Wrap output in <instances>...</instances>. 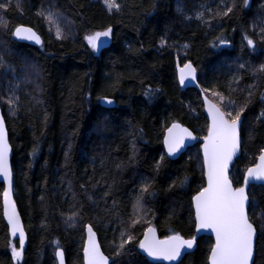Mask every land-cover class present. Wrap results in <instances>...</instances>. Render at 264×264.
Instances as JSON below:
<instances>
[{"label": "trees", "instance_id": "16d2710c", "mask_svg": "<svg viewBox=\"0 0 264 264\" xmlns=\"http://www.w3.org/2000/svg\"><path fill=\"white\" fill-rule=\"evenodd\" d=\"M117 2L121 10L112 13L104 0H22L23 14L0 10L7 22V28L0 27V56L15 69L13 74L0 68V97H7L20 78V111L13 117L6 104L1 106L13 149L15 201L27 234V247L17 261L11 245L19 244L4 220L0 183V264H58V248L64 251L66 264H85L86 223L93 225L103 251L117 264H162L149 261L138 247L130 255H113V242L127 226L145 181L151 183L149 193L155 194H144L140 223L131 229L133 245L151 226L161 238L197 236L192 201L206 183L201 142L177 160L168 159L164 150L165 132L174 122L189 127L201 141L208 132L202 91L182 90L179 85L177 68L188 61L197 67L201 89L220 92L237 105L245 102L249 87L255 85L242 116V154L230 173L235 187L241 186L247 168L257 163L264 149L260 118L264 73L256 72L264 64L260 36L264 0H249L247 7L242 0ZM232 3L233 12L212 19L211 27L195 18L198 12L210 18L207 9L222 12L224 4ZM49 7L66 17L68 38L56 39L54 30L49 31L50 25L37 15ZM19 25L34 28L43 46L21 43L8 34ZM108 26L113 29L110 42L93 52L85 37ZM246 36L256 42L254 50L246 46ZM162 39L167 41L164 47ZM241 63L245 68L239 67ZM25 75L31 83L23 82ZM148 87L159 89L151 99L144 95ZM205 94L209 97L212 92ZM102 96L115 100V108H104L98 99ZM133 142L136 154L130 162ZM121 161L124 167L117 169ZM97 182L93 191L91 184ZM81 184L95 203L87 199ZM109 185L111 194L101 199ZM249 193L255 205L249 214L258 231L255 264H264V185L251 186ZM74 194L83 201L84 218L69 228L64 218ZM213 246L212 238L198 236L196 250L183 264H209Z\"/></svg>", "mask_w": 264, "mask_h": 264}, {"label": "snow or ice", "instance_id": "6c2138e0", "mask_svg": "<svg viewBox=\"0 0 264 264\" xmlns=\"http://www.w3.org/2000/svg\"><path fill=\"white\" fill-rule=\"evenodd\" d=\"M245 7L248 6L249 0H242ZM22 0H4L0 3V10L8 12L14 9L23 14L21 6ZM104 4L109 13L113 11L119 12L121 4L117 0H104ZM235 3L224 4V10L213 12L207 9L210 13V18H205L204 12H198L196 19L211 27L212 19L217 17L228 16L233 12ZM31 6L29 5V8ZM178 11H182L178 9ZM37 15L42 16L45 21L50 25L49 31L54 30L55 38L64 40L71 34V30L65 31L63 26L66 17L49 7L47 10L42 9ZM191 19L192 17H186ZM67 23H71L68 21ZM264 23V19L261 20ZM0 27L7 28V22L3 17H0ZM255 25H253V29ZM22 40H34L36 44H42L40 37L31 27L23 25L14 26V29L8 33ZM113 35L111 26L106 27L103 31H96L91 35L85 37L88 45L93 51H98L103 42L110 39ZM261 39L264 40V27L260 29ZM246 46L255 49L256 42L249 37H245ZM221 43L227 41L221 40ZM167 45V41L161 40V47ZM215 46V45H213ZM185 48L188 45H184ZM7 68V71L15 74V69L7 65L3 56H0V68ZM241 69L245 68V64L239 65ZM35 66L33 65V69ZM256 72L264 73V64H261ZM37 77L38 72L34 73ZM256 73L254 72L253 75ZM17 83L11 86V91L7 97H0V103L6 104L8 107L9 115L15 117L20 111L21 98L17 94L20 89V78L16 77ZM179 84L186 86L187 84H194L199 87L197 76V67L188 61L179 67ZM24 83H31L28 76L23 78ZM238 82V81H237ZM36 90L40 91V85L36 84ZM255 85L249 87L245 102L237 105L236 101L230 97H225L222 93L203 88L201 91L216 97L217 102L213 103L205 96L207 104V111L211 118V123L208 127L207 135L203 137V162L206 168L207 184L193 197L195 208V220L197 222V231L205 230L215 234V243L209 253V264H255L254 250L257 238V228L253 223L252 217L249 214L250 207H254V202L250 201L249 184L250 182L264 183V149L260 150L259 163L252 167L247 168L243 177L241 186L235 187L233 181L229 178L228 170L234 158L241 152L242 139L241 129L245 121L241 119L247 108V101L253 95ZM159 89L146 88L144 95L151 99L155 96ZM235 91V89H230ZM36 103L41 101L37 96L31 97ZM103 103L109 105L114 101L107 97H98ZM264 100V96H262ZM260 118L264 119V112H261ZM142 131V130H140ZM196 137L187 129L183 128L179 123H172L171 127L167 129V136L164 139V144L167 146V154L175 156L181 148L184 147L185 140H195ZM71 147V146H69ZM35 151V150H34ZM11 153V146L8 141V131L6 127L5 118L0 115V177L7 181V189L3 193L4 216L7 217L8 225L11 226L12 237H19L17 247L12 245L13 257L19 261L22 259L24 252V244L26 240V233L24 225L21 221L20 214L17 211L15 201L12 199V167L9 162ZM132 157L129 161L134 160L136 149L133 142ZM164 157H160L163 162ZM67 163L68 156L65 155ZM104 161H101L103 166ZM124 167V162H118L116 168ZM157 168L160 164L156 165ZM103 180V177H101ZM186 182V180H185ZM184 183V182H182ZM97 184H91L93 191L97 188ZM174 186V185H173ZM84 194L89 201H93V195L88 192L84 184L80 185ZM151 183L145 181L140 186V195L135 198L133 204V214L126 222L127 226L122 227L120 230L118 242L114 240V256L130 255L136 247L142 249L148 256L157 259H163L176 264H183L182 254H186L187 250L193 249L196 245V237L184 238L179 234L169 236L165 240H160L156 237L155 228L149 227L143 234V239L139 240L136 245H133L135 239L131 229L140 223V213L144 209V194L149 193ZM68 190H72V185L69 183ZM112 186L109 185L101 194V199L108 197L111 194ZM154 195L155 193H149ZM43 199V197H41ZM95 203V201H93ZM106 202V200H105ZM113 201V206H115ZM84 218V204L83 201L77 200L76 195H73V204L69 209L68 214L65 215L64 222L67 227H76ZM87 231V241L83 248L85 264H110V257L106 256L100 248V244L96 238V232L91 223L83 225ZM264 231V230H262ZM59 246V241L55 242ZM133 245V247H128ZM59 258V264H65L64 252L62 249L56 251ZM111 264H117L113 259Z\"/></svg>", "mask_w": 264, "mask_h": 264}, {"label": "water", "instance_id": "95a60500", "mask_svg": "<svg viewBox=\"0 0 264 264\" xmlns=\"http://www.w3.org/2000/svg\"><path fill=\"white\" fill-rule=\"evenodd\" d=\"M23 26H25V25H23ZM25 27H29V26H25ZM31 28H32V27H31ZM32 29H33V31H35V32L37 33V35L40 37V39H41V41H42V44H36L34 40H22V39H19V38L15 37V36H14V38H15L17 41L21 42V43H25V44L32 45V46H35V47H42V46H43V43H44L42 36H41V35H40V34H39L34 28H32ZM104 46H105V41L103 42L102 46L100 47V50L103 49ZM182 66H183V64L178 66V68H177V76H179V67H182ZM197 76H198V81H199L198 71H197ZM178 81H179V80H178ZM179 85H180V84H179ZM180 87H181L182 90H187V89H197V90H201V84H200V81H199V87L195 86L194 84H187L186 86H181V85H180ZM205 96H207V95L205 94V92L202 91V100H203V104H204L205 115H206V117H207V119H208V121H209V125H210V123H211V118H210V116H209V114H208V111H207V104H206V102H205ZM207 98H208L209 100H211L208 96H207ZM108 99H110V98H108ZM111 100H113V99H111ZM113 101H114V103L111 104V105H109V104H107V103H103V102H101V105H102L104 108H106V109H113V108H115V106H116V102H115V100H113ZM212 101H213V100H212ZM213 103H215V102L213 101ZM0 115H3V111H2L1 103H0ZM3 116H4V115H3ZM4 118H5V117H4ZM241 119L243 120L242 117H241ZM5 122H6V121H5ZM176 123H179V122H176ZM179 124H180L183 128H187V129L193 134V136L196 137V139H195V140H185L184 147L181 148L180 151H179L175 156H169V155L167 154V146L164 144V150H165L166 157H167L168 159H171V160H177V159H179L183 154H185L190 148L196 146L197 144H199V143L201 142V152H202V158H203V143H204V140L201 141L200 137H199V136H198L193 130H191L189 127H187V126H185V125H183V124H181V123H179ZM6 127H7V124H6ZM170 127H171V125L169 126V128H170ZM7 131H8V128H7ZM166 136H167V130H166V132H165V138H166ZM165 138H164V139H165ZM8 141H9V132H8ZM9 144H10V141H9ZM10 146H11V144H10ZM241 154H242V146H241V152L237 155L236 158H234L232 164L229 166L228 175H229V178H230V179H231V177H230L231 170H232V168H233V166H234L236 160L241 156ZM12 159H13V149H12V146H11V153H10V157H9V162H10V165H11V167H12V173H13V164H12L13 162H12ZM257 163H259V158H258V160H257ZM257 163H256V164H257ZM203 165H204V162H203ZM204 172H205V181H206L205 186H206V184H207V176H206V168H205V166H204ZM0 183L4 186V191H5V190L7 189V186H8V185H7V181H5L3 177H0ZM233 185H234V183H233ZM252 185H259V186H260V185H264V183L259 182V181H257V182H250V184H249V189H248L249 191H250V187H251ZM234 186H235V185H234ZM4 191H3V193H4ZM12 199L15 201V196H14V173H13V176H12ZM2 203H3V196H2ZM192 203H193V210H194V214H195L194 201H192ZM15 205H16L17 211L19 212L18 207H17V204H16V201H15ZM3 210H4V204H3ZM19 214H20V213H19ZM3 216H4V213H3ZM20 218H21V215H20ZM4 220H5L6 223L8 224V222H7V217H6V216H4ZM21 221H22V223H23L22 218H21ZM195 221H196V220H195ZM23 225H24V224H23ZM8 226H9V230H10V234H11V226H10V225H8ZM151 227H154V226H151ZM148 228H149V227H148ZM148 228H147V229H148ZM154 228H155V227H154ZM24 229H25V228H24ZM147 229H146V230H147ZM155 230H156V231H155V234H156V237H157L158 239H160V240H165V239L168 238V237H166V238H161V237L159 236L158 231H157L156 228H155ZM94 231H95V229H94ZM95 232H96V231H95ZM25 233H26V231H25ZM196 233H197V236H196V245H195V247H194L193 249L187 250V253H186V254H182V259H184L187 255L191 254L192 252H194V251L196 250V248H197V237H198V236H204V237L212 238L213 241H214V243H215V234L212 233V232H210V231H205V230H200V231L198 232V231H197V222H196ZM11 236H12V235H11ZM181 236H182V235H181ZM183 237H184V236H183ZM13 238L16 239L17 241H18V239H19L18 236H17V237H13ZM96 238H97V240H98V242H99V244H100L101 251L105 254V252H104L103 249H102V246H101V243H100V240H99V237H98L97 232H96ZM184 238L188 239L187 237H184ZM142 239H143V237H142ZM142 239H141V240H142ZM257 239H258V231H257L256 242H255L254 260H255V257H256V244H257ZM86 241H87V231H86ZM86 241H85V245H86ZM26 247H27V234H26V240H25V244H24V250L26 249ZM63 252H64V251H63ZM140 252H141V254H142L143 256H145L149 261H152V262H158V263H162V264H176V262H170V261H167V260L157 259V258H154V257H150V256L147 255V253L143 252L142 249H140ZM105 255H106V254H105ZM106 256H107V255H106ZM111 260H112V259L110 258V264H111ZM57 261H58V264H59V258H58V256H57ZM64 262H65V264H66L65 254H64ZM84 263H85V260H84Z\"/></svg>", "mask_w": 264, "mask_h": 264}, {"label": "rangeland", "instance_id": "374dc122", "mask_svg": "<svg viewBox=\"0 0 264 264\" xmlns=\"http://www.w3.org/2000/svg\"><path fill=\"white\" fill-rule=\"evenodd\" d=\"M94 32H92V33H89L88 35H91V34H93ZM87 35V36H88ZM110 42V39H107V40H105V45H107L108 43ZM86 43H87V40H86ZM87 45H88V43H87ZM89 46V45H88ZM89 48L91 49V47L89 46ZM92 50V49H91ZM100 50V49H99ZM98 50V51H99ZM93 51V50H92ZM98 51H93V52H98ZM213 97L216 101H217V99H216V97H214L212 94H209V97ZM145 218H146V216H144V220H145ZM13 245V244H12ZM12 245H11V252H12ZM20 261V260H19Z\"/></svg>", "mask_w": 264, "mask_h": 264}, {"label": "bare ground", "instance_id": "6f19581e", "mask_svg": "<svg viewBox=\"0 0 264 264\" xmlns=\"http://www.w3.org/2000/svg\"><path fill=\"white\" fill-rule=\"evenodd\" d=\"M253 186V185H252Z\"/></svg>", "mask_w": 264, "mask_h": 264}]
</instances>
